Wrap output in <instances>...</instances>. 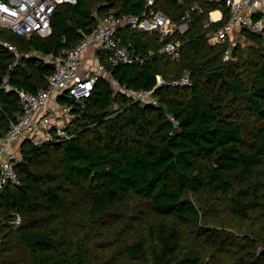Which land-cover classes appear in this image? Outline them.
Here are the masks:
<instances>
[{"label":"trees","instance_id":"1","mask_svg":"<svg viewBox=\"0 0 264 264\" xmlns=\"http://www.w3.org/2000/svg\"><path fill=\"white\" fill-rule=\"evenodd\" d=\"M147 1L78 0L56 10L49 37L0 29V42L58 54L92 31L94 11L141 16ZM155 6L186 31L120 29L144 61L109 70L138 91L160 76L159 105L134 103L100 79L74 109L72 140L24 144L20 184L0 191V264H264L262 38L243 29L246 48L210 42L228 22L225 0ZM214 11L220 21L210 20ZM169 42L179 44L175 56L161 52ZM52 73L0 44V86L37 93ZM186 73L190 85L172 84ZM20 111L17 93L2 89L0 137Z\"/></svg>","mask_w":264,"mask_h":264},{"label":"built area","instance_id":"2","mask_svg":"<svg viewBox=\"0 0 264 264\" xmlns=\"http://www.w3.org/2000/svg\"><path fill=\"white\" fill-rule=\"evenodd\" d=\"M77 1L0 0V29L22 38H47L52 34L51 19L56 10L61 5H75ZM155 3L156 0H148L146 10L141 16L117 15L114 11L100 16L98 11H94L96 26L92 31H80V43L58 54H41L35 51L24 53L8 41L0 42L17 59L37 57L53 67L47 86L37 93L13 88L6 82L0 86V91L5 89L17 93L21 107V111L10 121L7 133L0 137V191L20 184L18 166L22 161L21 149L24 144L40 146L52 141H70L76 136L73 124L77 113L74 109L84 107L100 79L107 80L117 93L128 96L134 103L159 105L154 91L163 83L160 76L153 90L138 91L120 85L109 70V67L120 65H142L144 61L131 42L122 41L119 36L120 29L130 27L161 35L186 31L187 24L173 22L157 9ZM225 6L229 10L228 22L211 37V43L228 40L231 46H235L233 42L243 29L260 35L264 43V0H225ZM187 17L182 20L185 21ZM222 18L223 15L220 20ZM178 47V43L169 42L161 52L175 56ZM228 58L229 53H226L225 60ZM172 84L188 86L190 75L186 73ZM117 109L116 106L114 110ZM21 222L20 214L12 213L10 223L18 226Z\"/></svg>","mask_w":264,"mask_h":264},{"label":"rangeland","instance_id":"3","mask_svg":"<svg viewBox=\"0 0 264 264\" xmlns=\"http://www.w3.org/2000/svg\"><path fill=\"white\" fill-rule=\"evenodd\" d=\"M233 44H235V46L241 45L242 47L246 48L250 44V42L246 41L241 35L237 34V39L234 40ZM114 109H116V106H114Z\"/></svg>","mask_w":264,"mask_h":264},{"label":"crops","instance_id":"4","mask_svg":"<svg viewBox=\"0 0 264 264\" xmlns=\"http://www.w3.org/2000/svg\"><path fill=\"white\" fill-rule=\"evenodd\" d=\"M223 13L221 11H214L210 14V20L213 22H217L222 17Z\"/></svg>","mask_w":264,"mask_h":264},{"label":"water","instance_id":"5","mask_svg":"<svg viewBox=\"0 0 264 264\" xmlns=\"http://www.w3.org/2000/svg\"><path fill=\"white\" fill-rule=\"evenodd\" d=\"M219 162H220V159L217 158V159L215 160V163H216V164H219Z\"/></svg>","mask_w":264,"mask_h":264}]
</instances>
